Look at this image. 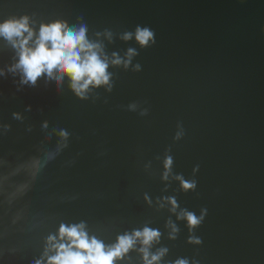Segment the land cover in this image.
Returning <instances> with one entry per match:
<instances>
[{
    "label": "water",
    "instance_id": "water-1",
    "mask_svg": "<svg viewBox=\"0 0 264 264\" xmlns=\"http://www.w3.org/2000/svg\"><path fill=\"white\" fill-rule=\"evenodd\" d=\"M23 15L135 55L82 99L67 77L22 83L0 36V264H35L82 221L106 245L158 229V264H264V0H0V20ZM137 25L155 42L123 39ZM184 210L201 223L190 230ZM141 247L117 264H144Z\"/></svg>",
    "mask_w": 264,
    "mask_h": 264
},
{
    "label": "clouds",
    "instance_id": "clouds-1",
    "mask_svg": "<svg viewBox=\"0 0 264 264\" xmlns=\"http://www.w3.org/2000/svg\"><path fill=\"white\" fill-rule=\"evenodd\" d=\"M0 36L18 49L19 58L11 70H20L22 83L34 85L38 78L43 77L59 84L67 77L72 91L82 99L86 98L90 88L108 86L111 90L112 73L108 71L109 66L123 64L127 68L131 57L135 55V50L129 49L126 58H121L117 53L109 58L99 42L88 39L86 25L68 27L61 20H52L42 22L36 30L31 26L27 15L0 20ZM133 36L142 47L155 42L154 32L148 27L137 25L135 32L124 33L123 39H131ZM135 69L140 70V65L137 64ZM60 135L66 137L67 133L62 130ZM172 162L171 156L165 157L164 179L168 177ZM177 179H180L181 188L185 191L196 187L194 180H184L181 176H177ZM165 199L172 205L171 210L175 211V197ZM178 218L185 219L191 230L201 223L203 215L198 217L195 213L184 210ZM170 226V236L174 238L177 229L174 224ZM160 235L158 229L145 226L143 229L118 235L113 244L106 245L88 233L83 221L70 225L61 224L57 233L47 238L45 253L35 264H117L137 242L142 245L139 250L143 254L144 264H158L167 249L162 248L157 253L150 254L149 246L153 241H158ZM195 242L198 243L199 240ZM174 264L189 262L178 259Z\"/></svg>",
    "mask_w": 264,
    "mask_h": 264
}]
</instances>
